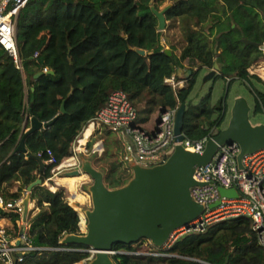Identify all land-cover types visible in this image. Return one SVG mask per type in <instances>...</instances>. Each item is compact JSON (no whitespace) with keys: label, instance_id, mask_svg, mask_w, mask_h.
<instances>
[{"label":"trees","instance_id":"1","mask_svg":"<svg viewBox=\"0 0 264 264\" xmlns=\"http://www.w3.org/2000/svg\"><path fill=\"white\" fill-rule=\"evenodd\" d=\"M152 1L158 10L161 4L172 2L166 19L179 27L181 47L189 50L188 68L176 53L178 46L167 44L164 32L158 31ZM243 34L264 45V0H29L16 26L22 70L0 44V147L6 149L0 153V197L5 203L15 202L37 179L51 178L54 167L72 156L74 143L114 91L128 96L143 124L161 109L186 104L185 137L192 142L214 138L227 122L225 101L214 104L212 89L198 104L192 98L202 70L219 64L217 79L228 81L229 89L237 81L245 84L254 98L253 114L264 112V92L256 85L264 87V81L249 72L264 54L254 45L246 46ZM168 48L172 56L166 54ZM137 49L145 50L146 56ZM45 68L49 73H44ZM187 69L192 71L187 85L174 91L166 81L173 75L182 80L178 74ZM31 118L42 123L57 121L28 136L26 151L16 152ZM104 130L98 133L105 151L96 165L113 190L125 186L133 172L120 156L115 134L106 130L105 145ZM48 151L56 164H48ZM16 185L20 189L12 193ZM32 201L37 212L30 214V237L34 246L49 250L27 255L24 264L88 261L90 254L58 250L80 248L61 243L68 235L80 234L81 219L86 228L76 201L72 199L70 206L65 190L53 193L45 186L33 190ZM5 217L20 218L0 208V221ZM154 249L161 248L146 240L117 244L114 251L118 253L111 257L114 264H264V247L246 217L183 236L165 251L168 257L131 254Z\"/></svg>","mask_w":264,"mask_h":264},{"label":"built area","instance_id":"2","mask_svg":"<svg viewBox=\"0 0 264 264\" xmlns=\"http://www.w3.org/2000/svg\"><path fill=\"white\" fill-rule=\"evenodd\" d=\"M28 2L29 0H0V44L14 59L20 70H22V62L16 39V26L18 16ZM261 50L264 53V46ZM44 73H49V70L45 68ZM166 82L174 91L184 87L185 83L178 80L175 75ZM178 109H161L153 124L147 126L140 122L138 110L128 96L122 91H114L109 95L105 105L92 122L98 121L106 131L119 137L125 151L124 161L129 167L139 165L151 168L165 163L179 144L189 152L203 154L207 142L212 139L205 138L202 141L192 142L185 138L184 142L179 143L175 134ZM76 142L73 145L72 156L56 165L52 170V177L45 181L49 184L53 182L47 186L53 193L60 190L56 179L75 170H81L79 156L83 152L76 149ZM48 154L50 156L48 164H56L53 153L48 151ZM240 154L241 147L238 143L221 146L208 165L196 169L194 179L198 185L192 188L191 194L197 203L205 207V211L189 225V228L183 227L175 231L161 248L162 251L142 250L131 254L168 257L165 251L183 236L204 233L213 224L240 217L251 220L257 241L260 246L264 247V150L245 156L242 160V167L238 162ZM70 160L74 161L73 164L67 165ZM221 189L227 191L235 189L238 192V197L223 196ZM25 196L11 203H5L4 199L0 197V208L7 215L17 214L20 216L16 221H12L10 217H5L0 221V262L2 264H24L27 255L49 250L38 248L33 244L30 237L32 224L29 219L26 222L23 220ZM216 203H219V206L211 209L210 206ZM80 230L79 235H84L83 228L80 227ZM147 242L151 244L149 241ZM58 250L74 251L69 248ZM117 253L113 250L110 255L113 256Z\"/></svg>","mask_w":264,"mask_h":264},{"label":"water","instance_id":"3","mask_svg":"<svg viewBox=\"0 0 264 264\" xmlns=\"http://www.w3.org/2000/svg\"><path fill=\"white\" fill-rule=\"evenodd\" d=\"M171 7L158 10L155 2H151V11L158 21L159 32H165L167 29L166 13ZM243 42L246 46L254 45L259 49L264 46L247 40L244 34ZM136 52L141 56L147 54L145 50L140 49ZM166 54L172 56V51L168 49ZM219 73L220 65L215 64L214 69L203 79V83L214 81ZM51 74L54 75L53 72ZM191 74L189 71L188 76ZM66 102L67 100L61 106L63 114L66 113ZM187 106L183 104L179 107L175 120V134L179 143L184 142L186 138L183 128ZM251 111L252 108L246 98H236L227 127L207 142L203 154L189 152L179 144L168 160L161 165L151 168L130 166L133 178L118 189H109L105 183V174L95 168L91 161H82L81 170L66 175L90 176L93 182L89 189L92 209L86 211L85 234L68 235L62 240V245L80 247L74 251L94 254L95 258L91 264H114L110 253L117 244L129 246L146 240L157 248H163L175 231L183 227L189 228V225L205 211V207L197 203L191 194L192 188L198 185L194 179L197 168L208 165L221 146L231 143H238L241 147V154L238 157L240 167L245 156L264 150V124H252ZM56 121L57 118L42 123L36 118H31L30 127L16 152H25L26 138L39 130L51 127ZM38 158L40 159L39 156ZM44 170L45 164L41 162V171ZM43 185V180L37 179L26 189L23 200L24 222L30 215L33 190ZM221 194L231 198L238 197L235 189L228 191L221 189ZM217 206L219 203L211 205L210 208Z\"/></svg>","mask_w":264,"mask_h":264},{"label":"rangeland","instance_id":"4","mask_svg":"<svg viewBox=\"0 0 264 264\" xmlns=\"http://www.w3.org/2000/svg\"><path fill=\"white\" fill-rule=\"evenodd\" d=\"M167 6H172V2L168 1V2H166L164 4H161L159 7H160V10H164ZM180 37H181L180 36V31H179V27L177 26V24H173V23H170V22L167 21V29L164 32L163 40L167 41V44H168L169 41H171L173 44H176L178 46V50H176L177 55L179 56L180 60L185 61L186 60V56L189 55L188 54V49L187 48L183 49V47H181V42H180L181 38ZM186 67L187 68L189 67L188 61L186 62ZM189 71H191V70H188V69L187 70H182V71H180V74L178 76L179 79H182V81L185 82L184 86L187 85V79L192 76V74L188 76V72ZM249 72H250V74H254V75L259 76L264 81V57L262 58V60L258 64H255L254 66H252L249 69ZM207 74L208 73H206L205 70H202V72L200 73V75L198 77V82H197V85H196L195 93H194L193 98H192V99H194V103L195 104H198L199 101L203 97H205L210 92L211 89H212V101H213L214 104H216L221 99V97L224 95L225 84H224V82L222 80L219 79V81L216 80V81L208 82L206 84L203 83V79L205 78V76ZM256 85L258 86V88L260 90H262L264 92V87L260 86L259 84H256ZM238 97L246 98L248 100L250 106L254 108L255 104H254V98L252 96V93L250 92V90L248 89V87L245 84H242V83L237 81L236 83L233 84L231 92H230V100H229V109H230V111H231V108H232L233 103H234L233 101L235 100V98H238ZM230 111L228 112L227 122L224 125L223 129L227 127V125L229 123V120L231 118ZM250 121L254 125H256V124H264V112H261V113L255 115V114H253V110H252L251 111V115H250ZM99 136H101L100 133H96L95 132L93 134V136L89 139V142H87L89 145L87 144L88 147H87L86 151H84L79 157H80L81 162L82 161H91L95 168H97L98 170L102 171L101 170L102 168H98L97 167L96 161H97V159L99 157H101L103 155L104 152L101 153V154L94 152V149H95L96 145L98 143H100V142L103 143V140L99 139ZM114 136L119 141L120 145H119L118 148H119L120 156L122 157V159H124L123 155H124L125 151H124L123 145L121 143V140L119 139V137H117V135H114ZM80 137L82 138V134H81ZM80 137H79V139H80ZM103 139L105 141V144H107L105 130H104ZM106 149H107V146H106ZM126 165L128 166L127 163H126ZM65 179H70V178L61 176L59 179H56V181L57 182L61 181V185L60 186L67 188L69 193L72 196L73 192L67 186V183L63 181ZM92 184H93V182H92L91 178L86 176L83 180H81V183H78V187L76 189V191L78 193L83 194V195H85L87 197V201L83 205L79 204L77 202L74 203L75 208L81 209L83 211V215L85 216L84 221H85V225L86 226H87L86 211L92 209L91 194H90V191H89V189H90ZM71 199L72 198H70V197L68 198L70 204H72ZM80 218H81V216H80ZM81 223H82V219H81ZM81 228H82V224H81ZM83 230H84V232H86L85 231L86 228L83 229ZM160 250L161 249H154L153 251H160ZM94 258H95V256L93 254H90V258H89L88 261L81 262V263H78V264H91V262L94 260Z\"/></svg>","mask_w":264,"mask_h":264},{"label":"bare ground","instance_id":"5","mask_svg":"<svg viewBox=\"0 0 264 264\" xmlns=\"http://www.w3.org/2000/svg\"><path fill=\"white\" fill-rule=\"evenodd\" d=\"M102 129H105L104 126L99 123L98 121L92 122L90 125L87 126V129L82 133V138H78V141L76 142V149L79 152H84L87 147V142H89V139L93 136V134L96 132H101ZM105 151L104 144L102 142L98 143L94 149V152L96 153H103ZM73 160L68 161L67 165L73 164ZM83 174L79 177H73L70 179L63 180L67 183V186L71 189L74 195H72V199L76 201L79 204H85L87 201V197L83 194H80L76 191L78 187V183L81 182L86 176L90 177L89 175ZM78 178V179H77ZM59 185H61V181L57 182Z\"/></svg>","mask_w":264,"mask_h":264},{"label":"crops","instance_id":"6","mask_svg":"<svg viewBox=\"0 0 264 264\" xmlns=\"http://www.w3.org/2000/svg\"><path fill=\"white\" fill-rule=\"evenodd\" d=\"M188 54H189V50H188ZM188 59H189V55L186 56V60H185V61L181 60V62H182V64H183L184 66H186V62L188 61ZM205 72L208 73L207 70H205ZM179 74H180V72H179ZM179 74H178V76H179ZM156 118H157V113L154 114V115L152 116L151 120L147 123V126H150L151 124H153V122L156 120ZM88 145H89V144H88ZM88 145H87V147H88ZM105 145H106V144H105ZM87 147H86V149H87ZM4 151H6V149L0 147V153H1V152H4ZM64 177H67V178H73V177L68 176V175H66V176H64ZM52 183H53V182H52ZM52 183H50V184H52ZM80 183H81V182H80ZM50 184H49V182H45V183H44V186L47 187V186L50 185ZM59 187H60V189H63V190L66 191V194H67L68 198H69V197L72 198V196H71V194L69 193V191H68L67 188L62 187V186H60V185H59ZM19 189H20L19 185H16L15 187L12 188L11 192H12V193H16V192L19 191ZM25 193H26V190H24V191L22 192L23 197L25 196ZM73 195H74V194H73ZM23 197H22V198H23ZM71 201H72V199H71ZM70 206H72V204H70ZM81 206H82V205H81ZM35 208H36V202H35V201H31V204H30V214H31V212H33L34 214H36L37 211H34ZM28 219L30 220V215H29ZM80 219H81V218H80ZM29 222H30V221H29ZM80 227H81V223H80Z\"/></svg>","mask_w":264,"mask_h":264},{"label":"flooded vegetation","instance_id":"7","mask_svg":"<svg viewBox=\"0 0 264 264\" xmlns=\"http://www.w3.org/2000/svg\"><path fill=\"white\" fill-rule=\"evenodd\" d=\"M215 67V66H214ZM204 70H207V69H204ZM213 70V69H212ZM212 70H207L208 71V73L210 72V71H212ZM220 74V73H219ZM219 74L217 75V77L219 76ZM217 77H216V79L214 80V81H216V80H218L219 81V79H217ZM220 80H222V79H220ZM223 82H224V84H225V92H224V95L221 97V99L223 100V101H225V104H226V106H227V108H228V112L230 111V109H229V100H230V92H231V89H229V84H228V81L227 82H225L224 80H222ZM220 99V100H221ZM236 99V98H235ZM235 101V100H234ZM233 101V102H234ZM234 104V103H233ZM252 108V110H254V108L253 107H251ZM232 109V108H231ZM231 112V111H230Z\"/></svg>","mask_w":264,"mask_h":264}]
</instances>
